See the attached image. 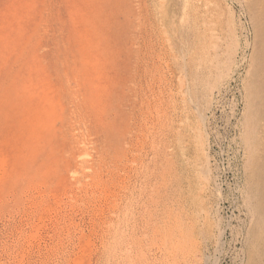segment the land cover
<instances>
[{"label": "rangeland", "instance_id": "rangeland-1", "mask_svg": "<svg viewBox=\"0 0 264 264\" xmlns=\"http://www.w3.org/2000/svg\"><path fill=\"white\" fill-rule=\"evenodd\" d=\"M263 2L0 0V264H166L174 190L239 264Z\"/></svg>", "mask_w": 264, "mask_h": 264}, {"label": "bare ground", "instance_id": "bare-ground-1", "mask_svg": "<svg viewBox=\"0 0 264 264\" xmlns=\"http://www.w3.org/2000/svg\"><path fill=\"white\" fill-rule=\"evenodd\" d=\"M258 7L261 6L259 5ZM255 62L254 66L259 68L258 65H260V62L258 60H255ZM255 86L251 85L249 86V89L247 87V91H249V111L247 115L249 116L245 119V129L243 131L241 129V150L244 160V165L242 167L244 168V184L241 188V196L246 204L248 224L244 228L242 235V251L240 253V257L238 258L239 264H264V163H261L262 161H260L262 157L261 151H263L264 148L262 149L260 145L261 141L259 139L261 137L258 138V136H260L258 135V132L261 131H259V126L261 127V123L263 122V114L260 113L261 110H258V105L262 104L261 102L263 101L260 100L261 96H259L260 94L256 90ZM261 107H259V109H261ZM203 150L205 149L203 148ZM177 154L178 153H176V155ZM204 155L206 156L202 159V166L204 171L207 173V170H209V155L205 154V152ZM208 180H206V182ZM171 193L173 194V198L169 199L167 195L163 194L161 200L162 214L160 232L162 235L163 247H165L163 250H171V253L169 252L170 254H168L170 257L165 255L167 259L169 258L166 264H207V262L210 261V256L214 257L221 251L223 242L221 234H213L211 231L212 223L209 222V214L205 215V217H198V215H196L193 211V208L191 209L190 198H192V196H189V191H186V193L181 192V195L180 192L176 190ZM199 235L201 237H199ZM201 238L204 241L200 243L198 240ZM192 252L193 254H191ZM211 253H213V255H211ZM215 262L216 261H214V263ZM210 264L213 263L211 262Z\"/></svg>", "mask_w": 264, "mask_h": 264}]
</instances>
